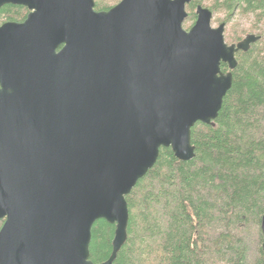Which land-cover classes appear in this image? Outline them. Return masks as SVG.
<instances>
[{"label":"water","instance_id":"water-1","mask_svg":"<svg viewBox=\"0 0 264 264\" xmlns=\"http://www.w3.org/2000/svg\"><path fill=\"white\" fill-rule=\"evenodd\" d=\"M192 1L121 0L99 12L95 0H0V10L30 12L0 27V112L26 119L0 132V264H94L99 220L116 226L103 263L114 264L126 197L161 149L196 157L192 129L215 125L237 54L261 37L227 44L226 24L213 28L201 5L185 30ZM261 231L264 250V215Z\"/></svg>","mask_w":264,"mask_h":264},{"label":"trees","instance_id":"trees-1","mask_svg":"<svg viewBox=\"0 0 264 264\" xmlns=\"http://www.w3.org/2000/svg\"><path fill=\"white\" fill-rule=\"evenodd\" d=\"M197 6L193 0L186 8L194 20ZM112 7L96 2L95 10ZM221 7L230 15L242 11L264 19V0H221ZM27 14V8L9 5L0 20L17 22ZM258 35L248 53L236 56L233 85L215 125L192 129L196 157L182 162L162 148L156 165L126 197L128 237L114 264H246L247 230L261 226L264 215V32ZM222 71L230 70L222 64ZM115 230L105 220L94 224V264L110 258ZM258 251L254 264H264L263 245Z\"/></svg>","mask_w":264,"mask_h":264},{"label":"rangeland","instance_id":"rangeland-1","mask_svg":"<svg viewBox=\"0 0 264 264\" xmlns=\"http://www.w3.org/2000/svg\"><path fill=\"white\" fill-rule=\"evenodd\" d=\"M194 1L203 7L210 8L213 11V19L211 23L213 28H218L222 23L226 24L224 36L225 41L229 45L239 43L250 34L258 35L260 33L263 34L264 32V19H260L261 21H259L257 15L247 14L242 11H238L233 13V15H230L224 8L221 7V0ZM96 2L108 7L117 4L115 0H96ZM187 12L189 16L184 21L183 27L188 31L195 24L196 20L192 18L189 9ZM259 231L260 233L262 232L261 226L256 224H253L247 230L246 244L248 254L246 264H254L258 258V249L262 248L263 241H259Z\"/></svg>","mask_w":264,"mask_h":264},{"label":"flooded vegetation","instance_id":"flooded-vegetation-1","mask_svg":"<svg viewBox=\"0 0 264 264\" xmlns=\"http://www.w3.org/2000/svg\"><path fill=\"white\" fill-rule=\"evenodd\" d=\"M118 4V3H117ZM116 4V5H117ZM29 10H28V14L27 16L29 15ZM27 16L21 20V21H7V20H0V27L3 26L4 24L6 23H10V22H14V23H23ZM62 49V47L59 48V50ZM13 118V119H12ZM10 118L8 115H5L3 114V112H0V132H3V133H8L10 132L13 128L17 127L20 125V127L24 128L25 127V118H20V120L18 118H15V117H12ZM36 117L32 116L29 121L33 123V125H31L30 127H34L36 126L35 124L37 123L36 122Z\"/></svg>","mask_w":264,"mask_h":264}]
</instances>
